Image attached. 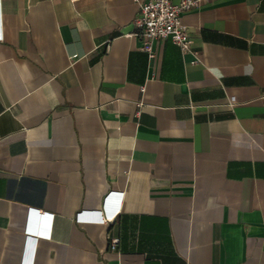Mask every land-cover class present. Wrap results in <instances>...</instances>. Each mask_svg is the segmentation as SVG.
<instances>
[{
  "label": "crops",
  "instance_id": "1",
  "mask_svg": "<svg viewBox=\"0 0 264 264\" xmlns=\"http://www.w3.org/2000/svg\"><path fill=\"white\" fill-rule=\"evenodd\" d=\"M148 1L0 0V264H264V0Z\"/></svg>",
  "mask_w": 264,
  "mask_h": 264
},
{
  "label": "built area",
  "instance_id": "2",
  "mask_svg": "<svg viewBox=\"0 0 264 264\" xmlns=\"http://www.w3.org/2000/svg\"><path fill=\"white\" fill-rule=\"evenodd\" d=\"M200 1L179 0L177 3H173L171 0H149L148 2L141 3L139 4L137 16L133 21L134 31L130 36L139 40L140 50L150 59L155 56V41L162 42L166 39L176 44L183 54H193L191 51L192 39L188 31L189 28L182 22L181 17L190 9L195 8ZM1 38L2 34H0ZM112 195V193L109 195V200L113 198ZM101 209L100 211L92 212L81 211L76 214L75 221L80 223L104 220ZM107 213L109 220L114 219L117 210L107 209ZM27 229V231H31L29 228ZM39 234L46 236V233L43 231ZM117 243V238H111V249H114Z\"/></svg>",
  "mask_w": 264,
  "mask_h": 264
},
{
  "label": "water",
  "instance_id": "3",
  "mask_svg": "<svg viewBox=\"0 0 264 264\" xmlns=\"http://www.w3.org/2000/svg\"><path fill=\"white\" fill-rule=\"evenodd\" d=\"M30 225L32 230H36L37 232L41 231L44 225L43 217L33 212V215L30 218Z\"/></svg>",
  "mask_w": 264,
  "mask_h": 264
},
{
  "label": "clouds",
  "instance_id": "4",
  "mask_svg": "<svg viewBox=\"0 0 264 264\" xmlns=\"http://www.w3.org/2000/svg\"><path fill=\"white\" fill-rule=\"evenodd\" d=\"M101 210H102L103 218L106 219V217H109V215L107 213V207L106 206H103Z\"/></svg>",
  "mask_w": 264,
  "mask_h": 264
}]
</instances>
